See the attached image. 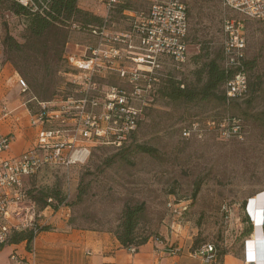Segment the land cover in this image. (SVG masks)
Here are the masks:
<instances>
[{
	"label": "rangeland",
	"instance_id": "obj_1",
	"mask_svg": "<svg viewBox=\"0 0 264 264\" xmlns=\"http://www.w3.org/2000/svg\"><path fill=\"white\" fill-rule=\"evenodd\" d=\"M12 1L0 0V115L6 105L9 116L15 114L20 119L16 122L21 126L17 130L11 128L16 141L22 137L20 131L26 129L31 135L37 132L36 127L28 125L29 116L38 109L35 99L59 101L80 96L82 86L74 82V75L78 77L81 73L72 61L86 58L87 46H97L100 42L108 48H119L123 55L121 65L140 69L138 81L145 86L135 95L147 102L137 127L120 146L94 145L83 164L43 167L31 176L29 192L42 196L59 190L62 198L59 203L52 195L48 198L51 204L58 203L56 209L68 211V222L113 234L121 229L124 208L140 205L141 214L134 231L137 239L150 235L164 239L161 242L164 246L174 245L181 250V244L196 249L207 242L219 252L225 249L245 259L247 247H253V239L256 247L264 237V225L254 224L252 217L253 211L258 210L253 199L258 193H263L264 203V125L260 120L247 119L241 111L264 110V91L247 106L244 100L248 92L240 99H227L230 101L222 104L215 99L174 101L159 90L172 79L198 87V67L215 56H220L222 63L223 17L238 15L225 9L222 0H180L186 6L189 25L188 54L184 62L177 63L149 36L143 39L151 4L164 0H121L124 8L109 10L101 0H79L82 9L100 16L102 21L83 26L70 19L59 24L68 34L61 59H51L48 76L41 67L38 72L24 75L21 69L26 72L36 65L27 67L28 61L21 55H34L33 51L6 50L2 42L6 32L20 43L24 41L27 18L13 11ZM244 23L245 60L249 61L247 79L253 86L261 81L264 89V25L254 18H246ZM56 49L50 51L51 55L57 54L59 48ZM131 55L143 60L134 61L128 58ZM19 77L27 82L24 91L17 84ZM126 78L127 75L121 77L115 70L99 71L94 76L101 91L107 85H116L132 92ZM231 113L245 120L241 138L221 139L210 130L200 137L187 138L182 134L181 129L194 122L205 125L208 115ZM6 124L9 122L0 121L3 129H7ZM138 145L151 151H143ZM248 199L253 230L246 233L248 224L242 218L243 205ZM51 209L53 205H49L48 210ZM39 229L40 225L38 232Z\"/></svg>",
	"mask_w": 264,
	"mask_h": 264
},
{
	"label": "built area",
	"instance_id": "obj_2",
	"mask_svg": "<svg viewBox=\"0 0 264 264\" xmlns=\"http://www.w3.org/2000/svg\"><path fill=\"white\" fill-rule=\"evenodd\" d=\"M13 1L31 11L37 10L35 0ZM101 1L109 10L121 0ZM222 4L225 9L229 8L238 15H225L222 22V65L225 71L232 72L225 83L224 91L227 99H240L248 89L244 64V19L254 18L264 25V0H222ZM147 17L143 26L147 33L143 39L146 35L149 36L155 41V45H160L159 49L175 62H184L188 54L189 31L184 3L180 0L154 2ZM87 48L86 58L72 61L81 73L78 77L74 75V82L82 86L80 96H68L59 101L35 99L38 109L30 117L31 126L37 128L33 146L16 156H5L14 135L4 133L0 129V247L8 243L14 229L30 228L33 229L34 235L38 233V213L24 188L25 177L33 176L43 167L83 164L89 156L90 147L94 145L120 146L137 127L142 107L147 105L146 99H138L135 95L145 86L138 81L141 71L138 67L121 65L123 55L119 48H108L103 42ZM70 58L73 59L72 56ZM128 58L134 61L143 60L136 55ZM107 70H115L121 77L127 75L126 79L131 83L132 92L116 85H107L101 91L94 76L96 72ZM77 78L80 81H77ZM17 84L22 91L27 88L26 80L21 77L18 78ZM1 115L9 116L6 105L1 108ZM205 130L214 131L221 139L241 138L244 132L240 117L225 115L217 121L207 119L205 125L194 122L184 127L182 134L187 138L192 135L200 137ZM263 219L262 216L261 227L264 224ZM261 239V245L264 247V237ZM164 247L171 255L181 251V248L174 245ZM129 249L134 250L135 247L130 246ZM189 253L206 264H211L216 259V247L212 243H205ZM11 259L15 260L16 255H11Z\"/></svg>",
	"mask_w": 264,
	"mask_h": 264
},
{
	"label": "trees",
	"instance_id": "obj_3",
	"mask_svg": "<svg viewBox=\"0 0 264 264\" xmlns=\"http://www.w3.org/2000/svg\"><path fill=\"white\" fill-rule=\"evenodd\" d=\"M41 1L45 3L43 4L40 3L39 0H36L37 10L35 11H31L28 7H25L15 1H12L10 6L16 14H23L27 18L24 41L20 43L14 38L13 35H11L9 32H6L2 42L6 50L19 52H25L26 50L33 51L34 55H21L23 59L28 61L29 64L27 67L36 65L33 70H27L26 72L19 66L24 75H26L27 72H38L39 67H41L43 68L44 75L48 76L49 64L52 61L51 59H61V53L63 51L64 44L67 43L68 34L64 28L59 27V24H62L65 20L70 19L81 23L83 26L99 24L102 21V18L100 16L82 9L78 5L79 0ZM118 6L123 7V5H121L119 2L113 8H116ZM44 34H46L45 38H43ZM57 47L59 48L57 54L53 53L51 55L50 51L52 49L57 50ZM244 64L247 71L246 66H249V61L245 60ZM196 73L198 75V87L191 84H183V81L181 80L172 79L168 82H165V84L160 87L159 90L161 92V95L166 96L174 101L183 100L186 102H191L195 100L202 101L215 99L218 102L225 104L227 100L224 91L225 83L227 79L232 75V72L225 71L220 61V56L219 58L215 56L209 59L207 62H204L202 66L198 67ZM263 91L264 89L261 87V81H258L256 84L254 83V86L248 81V97L244 100L247 106H250L257 98H259V94H261V92ZM241 112L247 119H252L253 121L260 120L261 125H264V110L252 111L251 113L245 109ZM224 115L226 114H222L219 116L208 115L205 121L207 119H215L217 121ZM229 115L240 117L243 125H245V120L242 116L233 113ZM138 146L143 151H151V149L146 146ZM26 191L30 202L33 204L37 212L41 211L45 207H49V205H53L54 209H56L58 203L62 200L59 190H55L49 193L45 192L44 194H42V196L30 193L29 189H26ZM50 195H52V197L56 199V201L58 202L57 204H51V201H49V199L51 200V198H48L50 197ZM248 201L249 199L244 202L243 206L245 207V215L242 218V221L248 224L245 230L246 233L253 230L250 211L247 207ZM141 207L142 206L140 205H127L123 210L122 221L119 224L121 229L115 231L116 235H114L117 237L119 242L126 247L141 245L150 238V235H145L137 239V235L134 232L136 224L138 223L140 218L141 212L139 209H141ZM69 223L71 224V221H69ZM48 228V225H43L40 226L39 231L47 230ZM33 239L34 234L32 230L28 228H22L12 230L8 242L19 243L25 241L27 247H29ZM157 239L162 240L160 238ZM205 243H201V245ZM226 253H228L227 250L223 249L219 252L216 248V259L211 264H224L222 257Z\"/></svg>",
	"mask_w": 264,
	"mask_h": 264
},
{
	"label": "crops",
	"instance_id": "obj_4",
	"mask_svg": "<svg viewBox=\"0 0 264 264\" xmlns=\"http://www.w3.org/2000/svg\"><path fill=\"white\" fill-rule=\"evenodd\" d=\"M30 117L31 115L29 120ZM18 119L15 114L7 117L0 115L1 122H9L6 124L7 129L0 126L2 131L14 135L10 149L5 153L7 157L20 154L36 141L37 132L31 135L26 129L20 131L22 137L19 141L15 140V131L11 128L16 127L17 130L21 126L16 122ZM30 179L31 177L23 179L25 189L31 185ZM67 216L68 211L62 208L48 210L45 207L39 211L36 219L38 225H48L49 228L39 231L29 247L25 241L8 242L1 246L0 264H206L200 258L190 255L189 251L194 248L189 245L181 244L180 253L171 255L159 239L150 237L145 243L134 246L135 249L131 250L122 245L113 233L72 226ZM254 240L253 247H247L245 259L228 252L222 257L224 264H264V247L260 245L261 242L255 247ZM14 254L17 260L11 259Z\"/></svg>",
	"mask_w": 264,
	"mask_h": 264
},
{
	"label": "bare ground",
	"instance_id": "obj_5",
	"mask_svg": "<svg viewBox=\"0 0 264 264\" xmlns=\"http://www.w3.org/2000/svg\"><path fill=\"white\" fill-rule=\"evenodd\" d=\"M253 199H256V203L255 204H256V206H258V210L256 212L253 211L252 217L255 220V223L256 224H259L262 221V203H263L262 201H263V193L262 192L261 193H258ZM251 200H252V198H251ZM251 200H250V202H251ZM249 205H250V203H249ZM248 209H249V207H248ZM249 211H250V209H249ZM257 214L260 215V216L257 217ZM259 228H260V226L257 225L256 226V230H259ZM257 263H259V262H253V264H257Z\"/></svg>",
	"mask_w": 264,
	"mask_h": 264
}]
</instances>
